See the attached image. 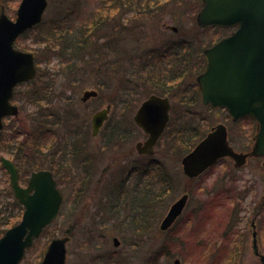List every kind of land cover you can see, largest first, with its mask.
<instances>
[{"label":"rangeland","instance_id":"374dc122","mask_svg":"<svg viewBox=\"0 0 264 264\" xmlns=\"http://www.w3.org/2000/svg\"><path fill=\"white\" fill-rule=\"evenodd\" d=\"M20 1L0 0V8L15 19ZM127 1L110 2L105 12L100 9L107 0H47L42 21L15 42L20 51L33 54L38 71L14 90L12 103L19 115L4 120L0 156L18 162L16 152L22 148V153L23 142L36 144L35 129L42 145L34 150L27 146L29 152L22 154L29 165L18 167L20 184L25 186L32 170L48 168L64 196L58 217L20 264H40L51 240L63 237H69L66 264H173L176 258L179 264H260L252 253L249 224L255 214L258 247L264 253L262 159H249L240 169L222 160L194 180L180 165L194 134L196 142L211 125L222 122L231 130L232 145L243 150L250 143L253 122L233 123L224 111L196 103L195 81L186 76L172 90L165 88L170 121L154 154L137 156L134 150V143L144 140L132 116L152 89L147 78L167 73L172 56L190 53L189 43L203 37L196 24L201 0L148 5L141 0V12L131 13ZM98 16L105 21L93 34L94 28L90 32L83 26ZM54 34L76 35L75 43L83 41V59L80 55L75 68H66L68 57L46 49L50 45L45 41ZM182 63L187 64V58ZM34 80L47 96L41 103L36 102ZM88 90L98 96L81 102ZM107 104L112 106L109 120L92 137L91 115ZM8 190L9 177L0 164V220L11 215L16 223L22 211L17 207L12 213ZM185 192L189 199L182 214L160 230L168 208ZM113 237L120 242L118 248L113 247Z\"/></svg>","mask_w":264,"mask_h":264},{"label":"water","instance_id":"95a60500","mask_svg":"<svg viewBox=\"0 0 264 264\" xmlns=\"http://www.w3.org/2000/svg\"><path fill=\"white\" fill-rule=\"evenodd\" d=\"M46 6L47 0H21L14 21L6 16L1 7L0 130L3 117L18 114L17 107L10 104L13 88L36 74L33 54L15 49L14 41L27 29L40 23ZM196 23L200 27L235 28L229 36L204 50L206 66L196 78L202 104L224 108L233 120L250 117L257 124V132L250 151L237 153L228 143L225 125L213 126L181 158L182 171L187 177L195 178L224 157L231 159L237 168L244 166L248 157H262L264 170V0H202ZM96 96L93 90L85 91L81 101ZM169 109L167 97L150 95L141 103L133 120L148 138L143 144H136L138 153H153L154 144L168 122ZM109 110L107 106L91 117L93 135L107 119ZM0 161L9 174L14 198L24 208L21 221L0 237V264H18L43 228L57 217L63 197L51 172H33L27 187L22 188L18 184L14 164L4 157ZM187 198V194L182 195L170 206L160 229L169 227L180 215ZM252 237L254 254L259 255L255 232ZM68 241V237L51 240L41 264H65ZM113 244L115 247L119 245L116 238ZM259 256L264 264V256ZM174 264H179V260L175 259Z\"/></svg>","mask_w":264,"mask_h":264},{"label":"trees","instance_id":"16d2710c","mask_svg":"<svg viewBox=\"0 0 264 264\" xmlns=\"http://www.w3.org/2000/svg\"><path fill=\"white\" fill-rule=\"evenodd\" d=\"M107 1H108V4H105L104 6H102V8L103 7L104 8L102 10L100 9V11L106 12L110 2H113V3L115 2V0H107ZM139 1L141 2V0L127 1V3H132V6L129 4L130 13L132 11H136L138 9L140 10L138 12H141L142 8L139 5ZM145 1H146V4L148 5L151 2L154 3V2H160L161 1L162 3H166L169 0H145ZM170 1L177 2V0H170ZM180 1H182V0H180ZM197 5H199V7H201V2L199 1L197 3ZM143 10H145V9H143ZM64 15L66 16V14H64ZM96 18H97L96 21H99V22L95 21V22L91 23V25L89 23H86L87 25L83 26V27H86L87 29H90V32L94 28L93 34H95L96 29H98L99 23L101 21H105V20H102L101 16H98ZM59 19H61V17ZM201 31L203 33V37L201 39L197 38L193 42H191V43H193V45L191 43H189V45H188L189 47H187V50H189L190 53L183 55V56H174V55L172 56L173 62L170 65L169 69L167 68V70H168L167 73L163 72V74H160L159 76L153 77V78L151 77V75H149L150 79L148 77L146 83H147L148 88H152L150 90V93H156L157 95H161V96L165 95L166 94L165 88H168V90H170V89L172 90V88L175 86V84H177L178 81H180V79L186 78V76L192 77V79H194L195 76L200 71H202V69L204 67V58L202 55V50L204 49V47L209 46L210 44L215 42L218 38H220L222 35L226 34V31L222 30V29H218V28H206V29H201ZM76 40H77L76 35L71 36L70 38L69 37L64 38V36L62 34H60V36L54 34L52 36V38L50 37V38H48V40L45 41L46 44L50 45L49 47H46V49H48V51L50 53H53V55H55V53L57 51V52L61 53L62 57L63 56L66 58L68 57L66 59V62L68 63L66 68L73 69V68H75V62L79 59L80 55L82 57L81 48H84V46L82 44L83 41L80 43H75ZM195 42L197 43L196 45L194 44ZM170 47L172 48L173 45H171ZM185 58H187V61H188L187 64L182 63V60H184ZM82 59H83V57H82ZM171 66H174V69L172 71H171ZM164 71H166V69ZM174 72H176V73H174ZM59 74H61V73H59ZM169 74H172V76L170 77ZM33 82H36V83H33ZM33 82H31V83H33V85H34L33 92L36 93V96H35V98H37L36 102L41 103L42 101H44L47 98V96H45L44 90L40 87V84H38V81L34 80ZM194 92H195L194 101L197 103L199 101L197 89H195ZM65 114L67 116H70V114L68 112H65ZM206 131H207V129L200 135L199 139L204 135V133ZM33 132L34 133L32 136L34 138V143H36V144L27 145V146L33 147V150H34L36 148L41 147V145H42L41 142L43 140H42V136L35 129L33 130ZM2 134H3V131L0 133V137L2 136ZM196 138H197V134H194L192 136V139L190 140L191 141L190 143L195 144ZM14 140H16L15 137H14ZM23 145H24V150H22V153L20 151L22 148H20V150L18 148L19 151L16 152V155H20L18 158L19 160H18L17 164L19 166L26 168L29 165V161L28 160H26V162L23 161L24 157H22V154L29 152V150H26V149H28V147L26 146V141L23 142ZM193 145H191L189 147L187 146L188 150L185 149L186 148V146H185V148H184V151L186 150L185 153L187 151H189ZM179 150H180V148H179ZM165 178L168 182L167 183L168 188H172V184H170L171 181L169 182L168 177H165ZM171 192L172 191H169V193H171ZM5 196H6V198H9L11 201V202H8V205L11 208L12 213H13V211L15 212L17 207H19V209H21L20 205L15 200L12 199V193L10 190H8L5 193ZM14 224H15V221L13 219V216H11V215L9 216L8 220L1 219L0 220V236L5 231V229H6L5 227L8 228L10 226H13ZM231 227L232 226H229L227 230H231L232 229Z\"/></svg>","mask_w":264,"mask_h":264},{"label":"flooded vegetation","instance_id":"af4514ba","mask_svg":"<svg viewBox=\"0 0 264 264\" xmlns=\"http://www.w3.org/2000/svg\"><path fill=\"white\" fill-rule=\"evenodd\" d=\"M253 222H255V218H254V216H253V218H252V220H251V222H250V224H249V227L251 228V223H253Z\"/></svg>","mask_w":264,"mask_h":264}]
</instances>
